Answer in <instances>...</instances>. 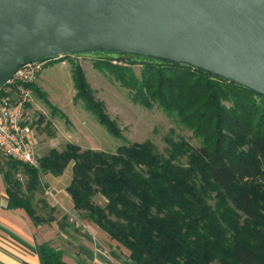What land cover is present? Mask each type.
I'll return each mask as SVG.
<instances>
[{"label": "trees", "instance_id": "16d2710c", "mask_svg": "<svg viewBox=\"0 0 264 264\" xmlns=\"http://www.w3.org/2000/svg\"><path fill=\"white\" fill-rule=\"evenodd\" d=\"M94 63L134 104L158 107L200 146L169 140L161 156L150 142H126L116 153L68 143L42 157L38 170L5 160L0 170L13 206L42 222L32 207L41 173L58 176L73 162L67 192L74 208L134 264H264V98L179 66L140 65L137 76L132 64ZM71 78L74 99L110 136L125 141L79 66H72ZM96 195L104 206L93 202ZM41 253L42 264H63L59 252L43 246Z\"/></svg>", "mask_w": 264, "mask_h": 264}, {"label": "water", "instance_id": "95a60500", "mask_svg": "<svg viewBox=\"0 0 264 264\" xmlns=\"http://www.w3.org/2000/svg\"><path fill=\"white\" fill-rule=\"evenodd\" d=\"M68 57L179 66L264 98V0H0V88Z\"/></svg>", "mask_w": 264, "mask_h": 264}, {"label": "rangeland", "instance_id": "374dc122", "mask_svg": "<svg viewBox=\"0 0 264 264\" xmlns=\"http://www.w3.org/2000/svg\"><path fill=\"white\" fill-rule=\"evenodd\" d=\"M73 65L81 68L94 100L103 106L104 113L114 122L125 141L110 136L95 117L85 110L83 103L74 99L75 89L71 78ZM131 69L139 76V65H133ZM39 85L41 89L36 88L44 96L41 98L36 92L33 93V110L30 112L39 142L36 150L39 165L40 159L47 156L49 151L61 152L68 143L79 146L81 150L116 153L126 142H150L161 156H165L169 140L183 139L193 147L200 146L190 130L168 118L158 107L147 110L134 104L129 92L106 70L98 69L93 60L68 57L61 62L46 63L40 73ZM50 104L57 111L53 112ZM180 161L184 164L186 158ZM17 178L24 183L22 176ZM93 202L100 206L105 204L100 195H96Z\"/></svg>", "mask_w": 264, "mask_h": 264}, {"label": "crops", "instance_id": "0c3cea01", "mask_svg": "<svg viewBox=\"0 0 264 264\" xmlns=\"http://www.w3.org/2000/svg\"><path fill=\"white\" fill-rule=\"evenodd\" d=\"M39 80L35 86L41 89ZM71 179L72 163L58 176L40 175L32 207L43 221L35 224L24 209L13 206L0 170V264H42L43 246L59 252L63 264H134L127 250L74 208L67 192Z\"/></svg>", "mask_w": 264, "mask_h": 264}, {"label": "built area", "instance_id": "2783aa9c", "mask_svg": "<svg viewBox=\"0 0 264 264\" xmlns=\"http://www.w3.org/2000/svg\"><path fill=\"white\" fill-rule=\"evenodd\" d=\"M45 64L26 65L0 88V163L13 160L36 170L40 167L29 116L34 95L30 86L37 83Z\"/></svg>", "mask_w": 264, "mask_h": 264}]
</instances>
